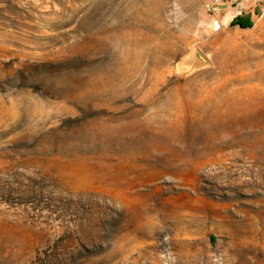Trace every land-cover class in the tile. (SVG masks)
I'll return each instance as SVG.
<instances>
[{"label":"rangeland","instance_id":"374dc122","mask_svg":"<svg viewBox=\"0 0 264 264\" xmlns=\"http://www.w3.org/2000/svg\"><path fill=\"white\" fill-rule=\"evenodd\" d=\"M0 0V264H264V0Z\"/></svg>","mask_w":264,"mask_h":264},{"label":"built area","instance_id":"2783aa9c","mask_svg":"<svg viewBox=\"0 0 264 264\" xmlns=\"http://www.w3.org/2000/svg\"><path fill=\"white\" fill-rule=\"evenodd\" d=\"M219 4H220V0H212L211 4L207 5V8L208 10H212V12H216Z\"/></svg>","mask_w":264,"mask_h":264}]
</instances>
